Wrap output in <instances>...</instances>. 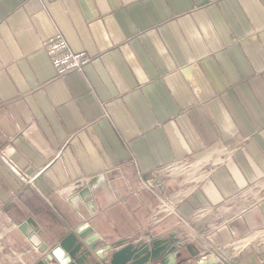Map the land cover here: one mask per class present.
<instances>
[{"label":"crops","instance_id":"0c3cea01","mask_svg":"<svg viewBox=\"0 0 264 264\" xmlns=\"http://www.w3.org/2000/svg\"><path fill=\"white\" fill-rule=\"evenodd\" d=\"M58 33L92 57L83 71L57 74L43 43ZM1 154L21 173L0 158V264L40 259L29 217L108 243L177 232L189 264H264V0H0ZM180 160L210 172L164 175ZM152 179L177 203L159 222Z\"/></svg>","mask_w":264,"mask_h":264},{"label":"water","instance_id":"95a60500","mask_svg":"<svg viewBox=\"0 0 264 264\" xmlns=\"http://www.w3.org/2000/svg\"><path fill=\"white\" fill-rule=\"evenodd\" d=\"M89 194V188L85 187L69 200L75 206L79 199L87 203ZM79 211L83 214L82 208ZM85 224L88 228L81 231ZM18 229L40 253L35 264H59L55 255L58 249L70 257V264H189L185 259L187 252L192 258L199 254L197 246L182 240L177 232L162 237L150 235L149 240L130 237L108 243L101 240L88 222L63 236H54L41 229L32 217L21 223Z\"/></svg>","mask_w":264,"mask_h":264},{"label":"built area","instance_id":"2783aa9c","mask_svg":"<svg viewBox=\"0 0 264 264\" xmlns=\"http://www.w3.org/2000/svg\"><path fill=\"white\" fill-rule=\"evenodd\" d=\"M43 44L59 76H64L67 73L74 71H83L92 60V57L88 56L85 52H75L70 47L67 39L61 33H58L55 36L47 39ZM0 158L11 168L21 173V171L17 169L14 162L8 159L4 154H1ZM204 161L207 160L204 159ZM204 161H202V163L186 160L177 161L175 164L168 165L163 168L165 172L164 175L169 176L171 175V172L174 173L179 170H182L183 173L188 175L190 174L188 172H193V170L194 172H196V170H208L206 169L207 162L205 163ZM157 172L159 173L160 171ZM145 185L150 190L155 192L159 198V203L152 215L153 221L159 222L163 218L176 213L177 203L175 199L166 190L161 191V189L164 188L163 182L156 183L152 179L147 180Z\"/></svg>","mask_w":264,"mask_h":264},{"label":"rangeland","instance_id":"374dc122","mask_svg":"<svg viewBox=\"0 0 264 264\" xmlns=\"http://www.w3.org/2000/svg\"><path fill=\"white\" fill-rule=\"evenodd\" d=\"M205 159H207V158H205ZM195 169H196V166H195ZM178 172H182L183 173L182 170H179ZM209 172H210V170H200V171L196 170V172H194V170H193V172L190 171V172H188V173H190L189 176H188V178H190V180L189 181L187 180L186 183H189L190 185H192V184L196 183L197 181H199L201 179V177L205 176ZM191 177H193L194 180L191 181V179H192Z\"/></svg>","mask_w":264,"mask_h":264},{"label":"clouds","instance_id":"9594fccd","mask_svg":"<svg viewBox=\"0 0 264 264\" xmlns=\"http://www.w3.org/2000/svg\"><path fill=\"white\" fill-rule=\"evenodd\" d=\"M88 228V225L85 224L81 227V231H84ZM56 257L58 258L59 264H70V257L66 256V253L62 250H56L55 252Z\"/></svg>","mask_w":264,"mask_h":264}]
</instances>
